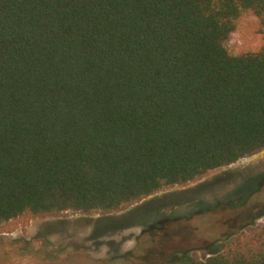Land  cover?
Wrapping results in <instances>:
<instances>
[{"label":"trees","instance_id":"trees-1","mask_svg":"<svg viewBox=\"0 0 264 264\" xmlns=\"http://www.w3.org/2000/svg\"><path fill=\"white\" fill-rule=\"evenodd\" d=\"M264 0H0V225L119 212L264 149ZM189 264H264V223Z\"/></svg>","mask_w":264,"mask_h":264},{"label":"rangeland","instance_id":"rangeland-1","mask_svg":"<svg viewBox=\"0 0 264 264\" xmlns=\"http://www.w3.org/2000/svg\"><path fill=\"white\" fill-rule=\"evenodd\" d=\"M228 53L264 45V16L244 10ZM264 223V149L119 212L18 219L0 225V264H189Z\"/></svg>","mask_w":264,"mask_h":264}]
</instances>
